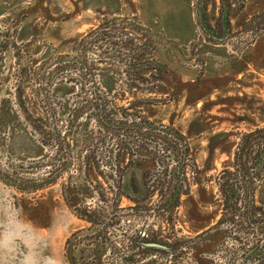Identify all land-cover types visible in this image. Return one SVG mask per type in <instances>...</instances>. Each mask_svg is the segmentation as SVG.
Wrapping results in <instances>:
<instances>
[{
	"label": "trees",
	"instance_id": "trees-1",
	"mask_svg": "<svg viewBox=\"0 0 264 264\" xmlns=\"http://www.w3.org/2000/svg\"><path fill=\"white\" fill-rule=\"evenodd\" d=\"M205 1L206 33L210 40H227L231 11L244 0H220L216 32L206 23ZM240 27L239 35L250 41L264 36V9ZM15 49L21 61V48ZM156 49L136 18L111 17L85 33L72 55L32 72L19 67L16 113L40 153L0 166V181L35 195L69 173L80 156L93 192L78 200L63 186L66 204L86 224L66 240L68 264H184L207 235L226 264H264V208L257 202L264 184V125L240 134L231 160L213 177L220 206L214 225L181 235L179 209L198 183L199 167L185 134L141 110L165 91V79L174 81L154 58ZM61 97L70 100L66 112Z\"/></svg>",
	"mask_w": 264,
	"mask_h": 264
},
{
	"label": "rangeland",
	"instance_id": "rangeland-1",
	"mask_svg": "<svg viewBox=\"0 0 264 264\" xmlns=\"http://www.w3.org/2000/svg\"><path fill=\"white\" fill-rule=\"evenodd\" d=\"M263 9L264 0H244L231 11V36L217 41L206 33L200 0H0V166L40 153L16 113L19 67L36 71L45 61L72 55L81 37L103 20L134 17L155 38L156 61L174 77L141 110L185 134L199 167L198 183L179 209L181 235L206 231L220 210L213 177L231 160L240 134L264 125V36L250 41L239 35L240 24ZM204 10L216 32L220 0L205 1ZM61 101L66 112L70 100ZM64 185L78 200L92 194L80 156L69 173L35 195L0 181V264H68L66 240L86 224L66 204ZM257 202L264 208V184ZM209 239L203 237L184 264H226Z\"/></svg>",
	"mask_w": 264,
	"mask_h": 264
}]
</instances>
